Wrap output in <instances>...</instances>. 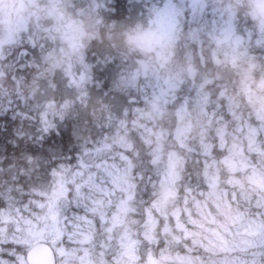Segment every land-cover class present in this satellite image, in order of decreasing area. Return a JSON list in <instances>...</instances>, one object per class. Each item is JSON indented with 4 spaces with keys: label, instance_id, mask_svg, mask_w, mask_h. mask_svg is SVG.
<instances>
[{
    "label": "clouds",
    "instance_id": "obj_1",
    "mask_svg": "<svg viewBox=\"0 0 264 264\" xmlns=\"http://www.w3.org/2000/svg\"><path fill=\"white\" fill-rule=\"evenodd\" d=\"M121 3L0 0V264H264V0Z\"/></svg>",
    "mask_w": 264,
    "mask_h": 264
},
{
    "label": "trees",
    "instance_id": "obj_2",
    "mask_svg": "<svg viewBox=\"0 0 264 264\" xmlns=\"http://www.w3.org/2000/svg\"><path fill=\"white\" fill-rule=\"evenodd\" d=\"M112 1L115 0H103V3L106 4L111 11ZM171 3L172 14L174 17H179L184 20L186 23H193V10L194 4L192 0H122L121 3V11L118 13L119 15H124L126 8L123 5L129 4V10L127 11L131 15L135 16L137 14L142 13L146 10V6H151L153 8H158L159 10L163 9L166 3ZM189 2L192 3L189 5ZM215 14H212V17H208L205 14L198 15L199 23H204L208 25V21L212 20ZM230 25H232L230 23ZM234 33L232 30L230 33Z\"/></svg>",
    "mask_w": 264,
    "mask_h": 264
},
{
    "label": "flooded vegetation",
    "instance_id": "obj_3",
    "mask_svg": "<svg viewBox=\"0 0 264 264\" xmlns=\"http://www.w3.org/2000/svg\"><path fill=\"white\" fill-rule=\"evenodd\" d=\"M194 4V10H193V23L192 25H198L200 27L205 26L206 24L199 23V18L198 15H203L205 14L208 17H212V12L207 11L205 8L202 7L204 4L203 0H192ZM115 6V1H112V7L111 9ZM125 7V5H123ZM210 7V6H209ZM129 10V4L126 5V11ZM230 21L224 19L223 17H218L214 16L212 20L208 21V25L212 26L213 28H218L221 31H223L226 34H231L230 31L232 30L234 32V26L230 25Z\"/></svg>",
    "mask_w": 264,
    "mask_h": 264
},
{
    "label": "snow or ice",
    "instance_id": "obj_4",
    "mask_svg": "<svg viewBox=\"0 0 264 264\" xmlns=\"http://www.w3.org/2000/svg\"><path fill=\"white\" fill-rule=\"evenodd\" d=\"M85 167H87L85 162H81ZM90 222H92V217L87 211L77 212L74 211L71 217H66L64 219V225L69 229H80L86 227Z\"/></svg>",
    "mask_w": 264,
    "mask_h": 264
},
{
    "label": "rangeland",
    "instance_id": "obj_5",
    "mask_svg": "<svg viewBox=\"0 0 264 264\" xmlns=\"http://www.w3.org/2000/svg\"><path fill=\"white\" fill-rule=\"evenodd\" d=\"M190 4H191V6H192V3L189 2V5H190ZM161 11L165 12V13H166L167 15H169V16L174 17L173 14H172L171 3H169V2L165 4L164 8L161 9Z\"/></svg>",
    "mask_w": 264,
    "mask_h": 264
},
{
    "label": "water",
    "instance_id": "obj_6",
    "mask_svg": "<svg viewBox=\"0 0 264 264\" xmlns=\"http://www.w3.org/2000/svg\"><path fill=\"white\" fill-rule=\"evenodd\" d=\"M38 258L43 262L44 261V255H43V253H39L38 254Z\"/></svg>",
    "mask_w": 264,
    "mask_h": 264
}]
</instances>
